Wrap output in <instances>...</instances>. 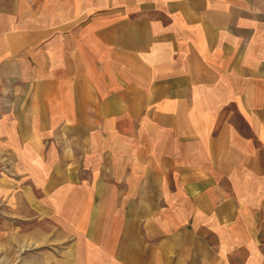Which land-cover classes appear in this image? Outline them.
Returning <instances> with one entry per match:
<instances>
[{
	"label": "crops",
	"instance_id": "0c3cea01",
	"mask_svg": "<svg viewBox=\"0 0 264 264\" xmlns=\"http://www.w3.org/2000/svg\"><path fill=\"white\" fill-rule=\"evenodd\" d=\"M0 161L44 264H264V0H0Z\"/></svg>",
	"mask_w": 264,
	"mask_h": 264
},
{
	"label": "rangeland",
	"instance_id": "374dc122",
	"mask_svg": "<svg viewBox=\"0 0 264 264\" xmlns=\"http://www.w3.org/2000/svg\"><path fill=\"white\" fill-rule=\"evenodd\" d=\"M3 163L8 164L9 161L4 160ZM4 164L1 166L2 168H6ZM12 217L14 214L9 209L0 207V226L2 228V231L0 230V234H2L0 237V264H44L42 254H40L44 249L40 244L33 246L30 240H12L10 234L11 222H14ZM52 258L55 257L52 255Z\"/></svg>",
	"mask_w": 264,
	"mask_h": 264
}]
</instances>
